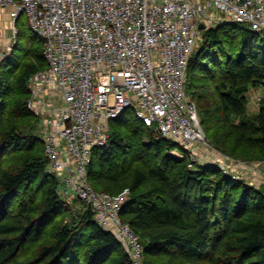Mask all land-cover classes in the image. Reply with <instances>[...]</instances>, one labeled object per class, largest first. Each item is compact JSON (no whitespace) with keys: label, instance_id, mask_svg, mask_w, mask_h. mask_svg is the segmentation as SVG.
<instances>
[{"label":"trees","instance_id":"16d2710c","mask_svg":"<svg viewBox=\"0 0 264 264\" xmlns=\"http://www.w3.org/2000/svg\"><path fill=\"white\" fill-rule=\"evenodd\" d=\"M28 27V45L19 43V30L0 63V264H132L88 208L55 228L52 241L33 256L22 257L65 207L61 181L48 170L39 118L27 107L28 77L47 67L44 40ZM201 32L186 93L200 109L204 128L214 113L228 120L230 114L246 115L250 88L264 86V31L227 21ZM8 118L35 120L21 128L16 120L6 123ZM230 129L236 146L261 147L264 159V102L252 118ZM174 149L185 155L172 154ZM183 149L127 109L110 120L107 143L93 148L89 182L112 195L129 189L121 217L144 245L145 264H264V191L216 164L189 167Z\"/></svg>","mask_w":264,"mask_h":264},{"label":"built area","instance_id":"2783aa9c","mask_svg":"<svg viewBox=\"0 0 264 264\" xmlns=\"http://www.w3.org/2000/svg\"><path fill=\"white\" fill-rule=\"evenodd\" d=\"M1 10L8 12L13 37L26 15L44 40L47 67L28 77L27 107L42 117L50 172L114 233L132 264H145L144 245L121 217L129 189L112 195L92 187V150L107 143L110 120L133 109L147 127L195 158L207 139L186 93L199 25L210 29L225 15L264 31V0H0ZM11 50L4 49L0 63ZM216 163L242 180L225 160Z\"/></svg>","mask_w":264,"mask_h":264},{"label":"rangeland","instance_id":"374dc122","mask_svg":"<svg viewBox=\"0 0 264 264\" xmlns=\"http://www.w3.org/2000/svg\"><path fill=\"white\" fill-rule=\"evenodd\" d=\"M221 16L225 20L218 21V23L216 22L215 25L229 21V18L226 17L225 15H221ZM28 26H29L28 18L26 15H23L22 19L19 21L17 26L18 30L22 31V37L20 36L19 39L20 44H23L25 41L24 45L25 44L28 45V42L24 39L28 38L29 35L33 34ZM0 31L1 34L4 35L3 37L0 35L1 36L0 54H1L4 51V49L7 48L8 45H10L12 49L14 48V45L16 44L20 34L18 31L16 36L14 37L12 36L10 31V21L8 20V18L4 20L0 19ZM199 36L201 40L202 32H200ZM38 38L40 39V36H38ZM213 95L214 97L217 98L216 92ZM248 97H249L248 98L249 101L246 108V115L242 116L240 114H230V120H228L226 119L227 117L225 118L224 114L214 113L211 116L210 120L209 118L207 119V123L204 124V128H203L207 137L206 143L197 145L196 153L194 155L195 158H191L188 156V166L195 167L197 165L217 164L216 161L225 160L228 165V169L233 174L239 175L242 178V180L245 181L251 180L249 181V184L251 186L253 187L257 186L256 188L264 191L263 149L261 147H253V146H248L246 144L236 146L234 144L236 134L232 132L230 129V125L233 122L235 124H239L243 119L252 118L253 115L259 112V109L262 106L264 99V86L251 87ZM37 117L39 118V123H37L38 124L37 132L41 133V135L43 136L42 117L39 116ZM12 120H16L18 122V126H20L21 128H25L24 123L32 120L34 121L35 119L18 118L17 120V119L8 118L6 123L11 124ZM108 134H109V130H108ZM40 149L36 153L39 152L41 153ZM171 153L180 157L185 155V152L183 153L181 149H174L173 151H171ZM25 154L26 153H18L16 157L17 156L23 157ZM17 160L18 159L13 160V164L10 167H16L17 165H14V163H18L19 161ZM190 161L194 162L193 166L189 165ZM259 169L261 170L260 174H259ZM48 170L50 171L49 167ZM261 177L263 180L262 183H258V181H255L256 179ZM125 189L127 188L125 187L123 190ZM59 192L62 199L65 201L64 211L52 222L49 231H47V233L45 234V237L39 243L33 245L32 247H30L29 250L25 251L24 254H22L23 258L33 256L35 254L36 249L39 246L46 243H50L53 239L52 233L53 230H55V228L59 227L63 223H66L67 221H70L72 218L78 216L79 214L87 210L86 205L81 200H79V198L76 196L74 191L66 188L62 182L60 184ZM38 195L39 198H41L42 192L38 191ZM197 264H207V263L199 262Z\"/></svg>","mask_w":264,"mask_h":264},{"label":"crops","instance_id":"0c3cea01","mask_svg":"<svg viewBox=\"0 0 264 264\" xmlns=\"http://www.w3.org/2000/svg\"><path fill=\"white\" fill-rule=\"evenodd\" d=\"M6 18H8V12L6 11V10H1L0 11V19H6ZM8 20H9V18H8ZM0 35L3 37L4 35L3 34H1V31H0ZM1 36H0V38H1ZM260 169H259V174H260ZM249 181H251V180H246V182L247 183H249ZM255 181H258V183H262L263 182V180H262V177L261 178H258V179H256ZM258 183H256V184H258ZM257 187V186H256Z\"/></svg>","mask_w":264,"mask_h":264},{"label":"water","instance_id":"95a60500","mask_svg":"<svg viewBox=\"0 0 264 264\" xmlns=\"http://www.w3.org/2000/svg\"><path fill=\"white\" fill-rule=\"evenodd\" d=\"M206 29V25L204 24V23H201L200 25H199V30L200 31H203V30H205Z\"/></svg>","mask_w":264,"mask_h":264}]
</instances>
